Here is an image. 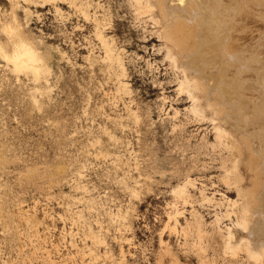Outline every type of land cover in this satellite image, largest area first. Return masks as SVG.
<instances>
[{
    "label": "rangeland",
    "instance_id": "374dc122",
    "mask_svg": "<svg viewBox=\"0 0 264 264\" xmlns=\"http://www.w3.org/2000/svg\"><path fill=\"white\" fill-rule=\"evenodd\" d=\"M56 4L26 14L0 0L48 64L35 78L0 56V264H230L213 231L235 197L229 155L178 91L152 23L129 0ZM259 9L235 17L244 47L264 31ZM0 43L11 50L1 27ZM187 178L183 203L173 190Z\"/></svg>",
    "mask_w": 264,
    "mask_h": 264
},
{
    "label": "bare ground",
    "instance_id": "6f19581e",
    "mask_svg": "<svg viewBox=\"0 0 264 264\" xmlns=\"http://www.w3.org/2000/svg\"><path fill=\"white\" fill-rule=\"evenodd\" d=\"M10 1L15 6L22 1L29 14L34 0ZM45 1L59 11L57 0ZM129 2L136 17L152 23L161 40L159 50L175 70L177 89L190 100L191 111L211 121L228 152L222 177L235 197L224 199L227 208L222 217L229 220L224 231L218 216H214L213 227L222 238V252L230 264H264V31L251 47L242 46L240 37L233 34L238 27L235 17L248 12L252 4L264 11V0ZM0 23L11 43L10 51L0 43V56L16 71H30L39 78L48 70L45 57L24 40L17 26L1 17ZM95 34L105 58L112 62L115 58L108 38L99 28ZM189 185H193L191 178L173 190L183 203L192 197ZM201 198L210 199L204 194ZM196 228L200 237L203 230L199 225Z\"/></svg>",
    "mask_w": 264,
    "mask_h": 264
}]
</instances>
